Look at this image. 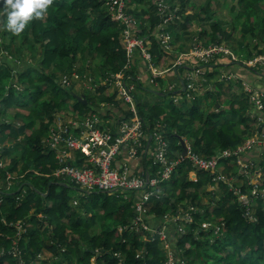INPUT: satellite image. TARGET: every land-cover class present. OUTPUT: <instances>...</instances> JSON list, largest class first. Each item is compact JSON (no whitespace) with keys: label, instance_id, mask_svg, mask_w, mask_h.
I'll return each mask as SVG.
<instances>
[{"label":"trees","instance_id":"trees-1","mask_svg":"<svg viewBox=\"0 0 264 264\" xmlns=\"http://www.w3.org/2000/svg\"><path fill=\"white\" fill-rule=\"evenodd\" d=\"M162 1L168 11L177 15L163 28L165 34L171 35L172 50H166L161 43L155 0H127V12L137 20V35L149 39L148 51L154 65L164 68L170 56L185 54L181 66H175V79H167L175 88L164 91L165 81L158 78L155 81L161 89L153 90L159 98L179 91L177 105L170 101L151 106L139 98L135 86L144 92L152 91L145 85L150 74L138 54L130 57L125 50L123 26L110 15L106 0H54L47 15L30 22L20 36L5 30L0 4V162L10 157L0 163V181L4 182L0 183V264H166L167 252L152 229L180 209L189 211L192 221L167 224L175 264H264V182H259L255 195L250 194L251 216L247 217V206L238 199L235 189L239 187L242 193L249 194L253 184L226 183L216 179V174L181 160L169 179L146 188L151 196L143 207V222L150 228L145 230L141 222L133 223L139 192L89 191L65 177L54 176L53 171L59 167L57 153L51 147L53 134L58 132L57 113L70 109L80 119L78 123L98 117L100 128L112 134L122 121L135 118L130 110H123V100L114 83L110 94L105 89L110 85L98 84L102 78L121 81L127 88L133 85L128 82L135 85L131 96L148 139L137 156L141 169L134 172H148L150 178L158 176L160 170L154 162L156 144L153 139L148 144L155 128L161 129L167 142L169 161L184 157V140L199 156L215 159L261 132L264 73L260 69H247L231 54L215 55L200 65L204 73L191 84L184 75L195 65L189 56L195 46L226 47L232 41L233 27L230 29L211 13L210 2L197 8L193 0ZM233 1L234 19H241L239 45L243 46L245 40L254 43L253 50L264 55V49L258 48L264 44V0ZM193 21L198 22L195 34L188 29ZM30 59L34 63H28ZM78 60L82 67L76 65ZM73 73L80 76V81L63 84V79L71 78ZM220 74L225 79L234 77L228 79V94H232L225 101L224 80L216 79L214 91L209 87ZM244 79L250 81L247 85L251 92L259 93L261 107L242 91ZM79 83L86 104L76 99L74 86ZM234 85L237 90H233ZM191 88L205 91L207 108L198 99H189V95H195ZM14 108L17 109L13 111ZM23 109L25 115L21 113ZM109 113L114 118L104 115ZM109 117L111 120L104 124L102 119ZM16 120L22 121L17 124ZM69 130L76 132L79 128L71 126ZM260 149L262 157L256 165L249 166L250 174L258 170L264 174V147ZM61 151L70 154L69 164L91 167L80 150L61 143ZM217 159L222 166L220 174L235 178L239 172L237 159ZM8 175L14 176L12 189H6ZM190 207L193 209L188 210ZM204 222L210 224L207 229L201 226ZM17 225L25 231L19 233ZM14 250L19 254L14 255ZM44 251L51 257H41Z\"/></svg>","mask_w":264,"mask_h":264},{"label":"built area","instance_id":"built-area-1","mask_svg":"<svg viewBox=\"0 0 264 264\" xmlns=\"http://www.w3.org/2000/svg\"><path fill=\"white\" fill-rule=\"evenodd\" d=\"M156 2V13L160 18V23L158 29L160 37L162 38V45L166 50H172L169 45L171 35L165 34L163 28L168 25V23H173L176 14L175 11L170 12L167 10V6L163 3L162 0H155ZM106 6L110 15L116 19L122 26V39L124 43L125 50L128 55L132 57L137 55L142 60L143 64L146 65V71L150 74V82H153L152 79L161 78L164 73L167 71L170 72L175 68L176 65L182 64V57H185V54H180L177 57L175 64H172L171 67H159L153 64L152 57L148 51V45L150 41L147 37H139L134 31L137 20L131 14L127 12L129 6L127 0H106ZM223 47L219 45H212L208 47L195 46L190 52L189 56L192 57L195 61V65H192L191 70L186 71L184 74L187 79L193 80L197 76L203 74L200 65L207 64L208 61L215 55H229L230 53ZM143 74H140L139 78H142ZM80 76L76 73H73L71 78L63 79L62 83L69 85L71 82H79ZM111 83L118 88L120 97L122 98L125 104L129 103V110L134 113L135 118L129 121H122L114 134H112L108 129L100 128L99 124L100 119L93 116L92 118L83 119L81 123L75 122L70 123V126L62 127L58 125V132L53 134L52 148L55 149L57 156L56 160L59 163V167L53 171L54 176L57 178L65 177L74 184L78 185L81 189L84 190H99L107 192L108 194H113L116 191L121 189L123 190H135L138 193V197L135 201V217L134 222H141L145 230L149 229L148 225H145L143 220L145 219V209L143 208L145 203L149 200L151 194L146 190V188L151 185H156L159 181H165L170 178L174 168L177 166L178 162L181 160H187L194 168L199 170L207 171L211 174H216L217 178L226 183H230L232 178H226L224 175L220 174L222 166L219 164L218 159L220 157H235L239 163V168L242 170V173L248 177V185L253 184V189L250 190L249 194H244L240 191L239 187L235 189V193L238 195V199L247 206L245 215L251 216L249 211V206L252 203L250 198L251 195L257 193L256 188L259 182L262 181L260 170L254 174L249 173V165L242 162V157L245 153L251 151L256 147H264V118L260 119L261 122V132L256 135L254 138L247 140L243 145L237 147L234 150H226L221 152L215 159H206L204 157L196 154L192 149L188 141L184 140L186 147V155L182 157L179 161H169L168 160V147L167 142L163 138V133L161 129L155 128L152 134V139L156 144L154 152V162L159 164L160 170L158 171V176L150 178L148 172H132L128 166L123 165L121 169L115 166L116 157L122 151H126L128 156L131 158H137L139 149L143 150L145 142L148 137L147 134L143 131V123L138 118L136 107L134 105V99L131 96V92L134 89V86L131 85L129 88L126 87L125 83L121 81H115L109 78L108 84ZM175 88V84L170 83L169 89L172 90ZM251 98L256 104L261 107L262 103L260 99L257 100L254 98L256 95L260 97L259 93L251 92ZM75 126L79 128V131L74 132L76 135H80V139L76 136H70L71 133L69 127ZM61 143H64L66 146L80 150L83 155L87 158L88 162L91 164L89 168L77 167L69 164L68 160L71 158L70 154L61 151ZM13 176L8 175L6 178L7 187L6 189H12L11 181ZM233 184V183H232ZM190 207L188 210H192ZM190 223L192 221V216L189 211L185 212L180 209L176 212L175 215H167L164 217V223L158 226L153 233L158 235L163 247L167 252V261L166 264H175V257L172 254V248L170 245V240L167 233V224L177 223V222ZM201 226L207 229L210 224L204 222ZM18 232H22L23 227L17 225ZM178 231H182L181 227L177 226ZM216 232L219 231V228L216 227ZM170 247V249H169ZM180 264H185L181 262Z\"/></svg>","mask_w":264,"mask_h":264},{"label":"rangeland","instance_id":"rangeland-1","mask_svg":"<svg viewBox=\"0 0 264 264\" xmlns=\"http://www.w3.org/2000/svg\"><path fill=\"white\" fill-rule=\"evenodd\" d=\"M193 2L196 4L197 8H199L200 6H204L207 2H210V4H213L212 5V9H211V13L218 20H220V22L225 23L226 26H228L230 29L232 27L234 29L232 41H230L229 44L226 45V47L223 46L231 54V55L229 54L230 57L232 59L242 61V63L245 64L246 67L247 66L250 67L249 69L257 68L258 70L260 69L264 73V55H259L257 50H253L254 43H251V42H248V41L245 40L243 42V46L239 45V43L242 42V40L240 38V34H239V23L241 22V19L238 22L235 21L234 17H235L236 11L231 9V7L235 5V1H233V0H193ZM141 6H143V5H141ZM186 13H187V11H186ZM188 29L190 30L191 33L195 34V31L198 30V22L193 21L192 25ZM188 44L186 43V46L189 47ZM178 47H179V45L176 46V49H179ZM258 48L259 49H264V44H260V46ZM249 52L252 53V55L250 57L248 55ZM176 59H177V57L170 56L168 58V60L166 59L167 62H166L165 66L166 67H171L172 64H175ZM31 61H32V59L28 60V63H34V61H32V62ZM82 64L83 63H82L81 60H78V62L76 63V65L80 66V67H82L81 66ZM84 69H85L84 72H87V69H86L85 65H84ZM247 69H248V67H247ZM185 73L186 72H184V74ZM169 76H173V78L175 79V71H173V70L170 71V72L167 71L160 78V79L165 81V83H164V85H165L164 91H167V90L169 91L170 90L169 89L170 84H168V80H167ZM227 77H228V79L229 78H231V79L233 78L234 79V77H232V76H227ZM225 78L226 77L224 75L220 74L215 79H213V81L211 83H209V87H211V89L214 91V84H215L216 79L218 81H223L224 80L223 88H222L223 89L222 91H223V93L225 95V97L222 98L224 101L229 99L231 94H232V93L228 94L227 88L229 86V82H228V79H225ZM156 79H158V78H156ZM196 79L191 80L190 84L192 83V81H194ZM152 80H153V82L149 81V82H147L145 84L146 87H149L152 90L161 89L160 87H158V83L154 79H152ZM128 83L134 85L133 82H128ZM98 84L100 86L101 85L107 86L106 84H108V81H106L104 78H102V79L98 80ZM241 86H242V91H244L245 93H250V88L247 85V81H243ZM135 87H136L135 92L138 94L139 98L141 100H144L145 102H147L151 106L155 105V104H164L165 105V104L169 103L170 101H173L172 103L177 105V103L179 102V99H180L179 91H175L173 93H170V96H167V97H160L161 98L160 99L157 96V94L155 95V93H153V92H144V91H141V90L137 89V86H135ZM179 87H177L176 89H178ZM81 88H82V85L80 83L76 84V86H74V93H76L78 96L81 95L82 94ZM112 88H113V86H111V85H110V87H106L105 88L106 89V93L110 94L111 91H112ZM95 89L96 88H93V90H95ZM237 89H238V87L236 85H234L233 86V90H237ZM191 91H194L195 95L194 96L193 95H189V99L192 100V99L196 98V100L198 99L200 104L203 105L204 109L207 108L208 107L207 103L209 102V99L204 97V95H203L204 93L203 92H205V91L204 90L200 91L197 88H195V90H193L191 88ZM254 98L256 100H257V98L259 99V97H257L256 95L254 96ZM121 106H122L123 110H129V108H130V104L129 103L125 104L123 101H121ZM166 108L169 110V107H166ZM16 109L17 108H14L12 110L15 111ZM21 113H23V115L26 114L24 109H23V111L21 110ZM21 121L22 120H16L15 122L17 124H20ZM56 122H57L58 125H60L62 127H67V126H70V123L74 124L75 122H80V119H78L75 115H73L71 113L70 109H69V112L68 111H64V112L61 111L60 113H57ZM104 124H107V123L104 122ZM79 134L76 135L74 132H71L69 135L71 137L72 136H76V138L80 139V135ZM9 158L10 157L4 158L0 163L8 161ZM261 177H262V181L264 182V175L261 174ZM231 178H233V176H231ZM0 183L2 185L4 182L2 183V181H0ZM10 183H11V186H13L15 184L13 181H11ZM215 187H217V186H215ZM73 192H75V191H73ZM73 203H75V202H73ZM25 229L26 228L22 229V232H24ZM169 249H170V247H169ZM13 254L14 255L19 254V251L14 250ZM41 257L49 258V257H51V254L49 252H47V251H44L42 253Z\"/></svg>","mask_w":264,"mask_h":264},{"label":"clouds","instance_id":"clouds-1","mask_svg":"<svg viewBox=\"0 0 264 264\" xmlns=\"http://www.w3.org/2000/svg\"><path fill=\"white\" fill-rule=\"evenodd\" d=\"M53 3L54 0H0L5 14V30L20 36L30 22L43 19Z\"/></svg>","mask_w":264,"mask_h":264},{"label":"crops","instance_id":"crops-1","mask_svg":"<svg viewBox=\"0 0 264 264\" xmlns=\"http://www.w3.org/2000/svg\"><path fill=\"white\" fill-rule=\"evenodd\" d=\"M172 70L175 71V72H177V70L175 68L172 69ZM144 81H145V79H144ZM244 81H248V79H244ZM170 82L171 81L169 79L168 80V84H170ZM175 82H173V83H175ZM248 82H250V81H248ZM252 83H253V80H252V82L250 84H252ZM104 115H113V114L109 113V114H104ZM114 116L115 115H113V118H114ZM109 120H111L110 117H109V119H106V121L102 119V122L103 123L104 122L108 123L107 121H109ZM126 154H127L126 151H122L121 153H119L117 155V157L115 158L116 159L115 166L118 167L119 169H121V167L123 165L128 166L129 169H130V171H132V172L136 171V169H141V164H142L141 160L140 159H137V160L130 159V157L128 156V154L127 155ZM261 157H262V151H261L260 148H257L256 147V148L252 149L251 151H249V152H247V153L244 154L243 159H242V162L244 164H248L249 166H251V165L254 166V165H256L255 164L256 162L257 163L259 162V160H260ZM237 170H239V172H237L238 174L235 176V178H232L231 183L235 184L236 186H241L243 184L244 185L245 184L248 185V183H249L248 177H246V176L243 175L242 170L239 167H238ZM240 173L242 174V176L240 175Z\"/></svg>","mask_w":264,"mask_h":264},{"label":"water","instance_id":"water-1","mask_svg":"<svg viewBox=\"0 0 264 264\" xmlns=\"http://www.w3.org/2000/svg\"><path fill=\"white\" fill-rule=\"evenodd\" d=\"M183 84H184L183 81H181L182 89L184 90V85H183ZM151 92L157 94L156 91H153V90H152ZM76 99H77L78 101H82L83 104H86V100H85V95H84V94H81V95H79V96L76 95ZM216 106H218V103H216ZM151 139H152V137L150 136L149 141H148V144H149V142L151 141ZM182 146H183V153H182V155L185 156L187 150H186L185 144H184L183 142H182Z\"/></svg>","mask_w":264,"mask_h":264}]
</instances>
